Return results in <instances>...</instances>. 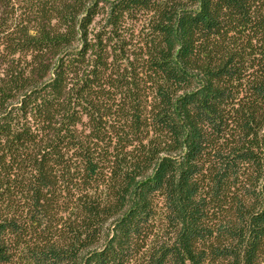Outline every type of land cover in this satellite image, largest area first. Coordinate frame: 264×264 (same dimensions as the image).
I'll return each mask as SVG.
<instances>
[{"label": "trees", "instance_id": "obj_1", "mask_svg": "<svg viewBox=\"0 0 264 264\" xmlns=\"http://www.w3.org/2000/svg\"><path fill=\"white\" fill-rule=\"evenodd\" d=\"M0 264H264V0H0Z\"/></svg>", "mask_w": 264, "mask_h": 264}]
</instances>
